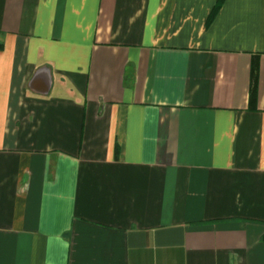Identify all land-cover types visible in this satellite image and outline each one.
I'll return each mask as SVG.
<instances>
[{
  "label": "crops",
  "instance_id": "crops-1",
  "mask_svg": "<svg viewBox=\"0 0 264 264\" xmlns=\"http://www.w3.org/2000/svg\"><path fill=\"white\" fill-rule=\"evenodd\" d=\"M0 43V264H264V0H0Z\"/></svg>",
  "mask_w": 264,
  "mask_h": 264
},
{
  "label": "trees",
  "instance_id": "trees-1",
  "mask_svg": "<svg viewBox=\"0 0 264 264\" xmlns=\"http://www.w3.org/2000/svg\"><path fill=\"white\" fill-rule=\"evenodd\" d=\"M219 4H220V2H218V4L215 6L214 10L219 7ZM0 47H1V43H0ZM263 238H264V236H263Z\"/></svg>",
  "mask_w": 264,
  "mask_h": 264
}]
</instances>
